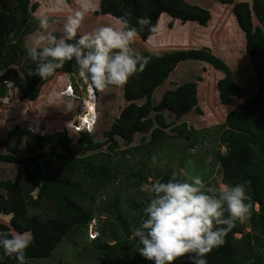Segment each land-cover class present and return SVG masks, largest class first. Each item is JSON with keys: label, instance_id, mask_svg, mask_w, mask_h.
<instances>
[{"label": "trees", "instance_id": "trees-1", "mask_svg": "<svg viewBox=\"0 0 264 264\" xmlns=\"http://www.w3.org/2000/svg\"><path fill=\"white\" fill-rule=\"evenodd\" d=\"M216 1L221 6H228L231 20L242 33L245 56L257 86L253 96L227 113L218 138L225 152L216 153L224 181L232 185L246 183L252 205L250 218L237 223L226 235L224 244L213 249L206 258L208 264H264V0ZM38 7V2L30 3V0H5L4 9L0 10V100L6 98L12 89L19 101L35 102L55 78L77 74L72 61L66 62L46 80L29 75L35 65L26 55V36L38 27L34 15ZM95 14L112 19L127 14L133 26H136L137 18L149 17L156 30L144 29L132 44L133 49L147 57L149 62L123 87L108 89L119 90L122 101L120 110L112 119L105 113L99 121L96 99L92 132L78 133L64 127L41 134L16 125L0 137V164L15 167L13 179H0V218L8 219L7 225L0 222V231H6L10 236L17 233L31 235L33 242L26 252L27 261L49 258L63 240L71 239L80 228L86 230L91 222L96 227L97 220L98 239L91 242L95 245L92 251L98 255V264H149L140 256V245L134 235L144 219L143 209L151 195L149 190L147 199L140 205L129 200L136 211L131 223L124 218L117 199L96 205L93 191L117 183L124 172L122 163L112 162V154L119 152L126 156L131 151L144 150L147 157L143 162H146L153 156L152 151L167 141L189 137L188 123H174L193 112L201 115L198 105V90L201 88L192 80L180 82L181 63L196 62L188 66L203 64L200 66L208 69L214 78L212 88L221 106H231L232 97H244L242 86L234 82L230 67L212 49L215 45L209 41L211 38H205V29L212 22L208 9L186 0H99ZM166 15L172 19L166 24L170 29L175 23L181 32L186 24L198 25L194 37L184 35L181 42L176 41L173 45L182 47L187 44L193 48L168 49L164 29ZM196 46L202 47L196 49ZM211 70L219 72L220 76ZM197 80L202 78L197 77ZM62 83L63 86L66 84L64 79ZM162 85L164 89L156 99L154 94ZM94 91L97 98L99 91ZM75 112L74 109L72 118ZM165 113L174 119V123L167 122ZM96 130L101 131V138L93 140ZM71 135L76 136V149L71 148ZM136 135L140 136L139 142L132 146ZM120 142L127 148L125 151H118ZM193 145L194 142L189 147ZM83 150L89 154L80 156ZM99 156L107 160L93 164V158ZM53 162L62 163L68 173L54 174L50 167ZM151 174L150 185L156 180L167 182L173 176L168 172L154 174L150 169L140 167L132 174V182L129 176H125L124 182L138 189L147 183ZM205 184L215 186L216 181ZM43 200L53 207V215L45 219L30 215V209ZM103 216L108 220H102ZM104 236L114 244L98 242ZM0 256L3 257L0 264H17L14 259L3 256L2 250ZM175 264L190 262L187 257H182Z\"/></svg>", "mask_w": 264, "mask_h": 264}, {"label": "rangeland", "instance_id": "rangeland-1", "mask_svg": "<svg viewBox=\"0 0 264 264\" xmlns=\"http://www.w3.org/2000/svg\"><path fill=\"white\" fill-rule=\"evenodd\" d=\"M99 0H89L90 10L86 14L82 21L81 28L78 35H83L92 31L101 25H115L114 19L107 16H96L95 11L98 10ZM191 4H197L201 7L208 9L212 15V22L209 23L206 30V37H210L209 40L215 46L212 48L219 57H221L230 67L235 81L242 86L243 99H236L232 97L231 106L224 107L219 104L217 94L213 91L214 78L207 72V68H204L203 64H197L191 66L188 64H195L196 62H184L181 63V81H195L201 90H198L199 108L202 111L201 115L196 113H190L187 117L179 119L173 122V118H169L165 113L167 122H173L178 124L181 122L188 123L187 127L190 131L189 137L184 140H169L161 148L154 149L152 151L153 156L146 162H143L147 157L144 150L135 153L129 152L128 155L122 156L119 152L112 154V162H120L123 166V175L120 180L102 189L93 191L96 198V205L100 202H109L112 199H117L121 205V210L124 218L131 223L132 216L136 215L135 207L129 201L130 199L140 205V203L147 199L148 189L150 187L149 181H152V174L148 176L146 184H142L138 189L131 187L124 182L125 176L131 177L137 169L144 167L145 170L150 169L154 174L169 173L181 177L184 181H189L193 176H200L205 183H211L217 181L220 178V167L216 158L217 151L224 153L225 150L222 145L219 144L218 138L222 125L225 122L227 113L233 110L238 104L245 102L255 93L257 82L255 80L254 73L250 70L248 60L245 56L243 44L241 41L242 33L239 31L234 21L231 20L230 9L228 6H221L216 0H186ZM250 2V0H246ZM38 2L39 7L34 14L37 19L41 16L47 15L54 23L51 25L55 29V33L61 35L63 24L65 23L69 15H73L75 11L80 9L81 0H66L68 7L60 10H53L54 0H30V3ZM5 6V0H0V10H3ZM173 29L164 26L165 34H167L168 49H180L193 48L187 44H182V47L173 46L176 41L182 40V36L194 37L197 33L198 25L196 23L186 24L181 27L184 31L183 35L181 30H177V24H173ZM201 30V29H200ZM157 39V38H156ZM153 41H156L155 39ZM136 42V39L135 41ZM133 42V43H134ZM26 45V44H25ZM181 45V44H180ZM205 45V44H203ZM207 45V44H206ZM188 46V47H187ZM198 47V46H196ZM202 46L196 48L199 49ZM216 48V49H214ZM221 50V51H219ZM199 65V66H198ZM205 67H207L205 65ZM210 70V68H209ZM216 76H220L219 72L211 70ZM197 77H201L202 80L198 81ZM62 79L66 84L68 81H73L77 87V94L83 96L84 89L83 84L78 78L73 75H64L60 78H55L44 91L40 94V97L35 102H28L26 100L19 101L14 90L8 92V96L0 100V137H4L14 126L19 125L21 127H28L34 133H49L55 130H61L66 127L72 129L71 121L76 117L82 116L79 107L81 100L77 102H70L71 98H61L59 93L66 88V84L63 86ZM183 79V80H182ZM162 85L158 91L155 92L154 97L158 99L160 92L163 91ZM81 92V93H80ZM105 94V96L103 95ZM119 90H106L104 92L99 91L97 99V110L100 117H104L105 113L112 119L117 115L120 110ZM96 95V94H95ZM74 109L76 113L75 118ZM40 113V116L37 114ZM97 113V115H98ZM79 115V116H78ZM100 123V122H99ZM105 124L108 125V122ZM106 126V125H104ZM100 129V128H99ZM97 131V130H96ZM101 131H97L93 140L101 138ZM72 139L71 148L76 149L75 141L76 136L71 135ZM139 135L135 136V141L132 146L137 145L139 142ZM194 142V145L189 147V144ZM121 143V142H120ZM127 148L120 144L118 151H125ZM102 151H105L104 149ZM89 152L83 150L80 156H86ZM146 156V157H145ZM107 159L99 156L93 158V164H102ZM155 163V165L152 164ZM138 164V165H136ZM131 168H128V167ZM54 174L68 173L66 166L62 163H54L50 165ZM128 168V169H127ZM15 167L12 165L0 164V179H13ZM133 177L129 180L132 182ZM53 207L46 201H41L37 206L30 209L29 214L32 216H39L41 219L50 217L53 215ZM102 220L107 221L104 216ZM6 218H0V222L7 225ZM110 222L114 220L109 219ZM96 227H99L97 220ZM108 231L106 234L108 235ZM98 237V236H97ZM104 236L99 238L98 242H107L109 245H113L114 242L108 240ZM235 237H239L236 235ZM98 239V238H96ZM135 240V237H134ZM87 235V229L80 228L78 232L72 234L71 239L63 240L52 252L49 258L41 260H29L28 264H98V255L94 253L93 247L95 246L91 242ZM75 244H74V243ZM136 244L137 241L135 240ZM96 243V242H95Z\"/></svg>", "mask_w": 264, "mask_h": 264}, {"label": "clouds", "instance_id": "clouds-1", "mask_svg": "<svg viewBox=\"0 0 264 264\" xmlns=\"http://www.w3.org/2000/svg\"><path fill=\"white\" fill-rule=\"evenodd\" d=\"M66 7V0L53 2L54 11ZM89 10V0H81L80 9L67 17L61 35L51 27L54 21L49 16H41L37 29L26 36L25 48L27 58L35 65L29 75L41 80L54 76L66 62L74 61L77 74L72 75L83 83L84 94H77V86L68 81L59 96L81 100V105H86L88 100L94 127V90L104 92L121 88L142 72L149 60L135 51L132 44L141 31L154 32L156 28L149 17L137 18L136 26H133L125 14L114 17V26L101 25L78 35ZM168 19L169 22L172 20ZM82 109L79 107L80 113ZM85 115L78 116L84 119ZM79 117H74L71 122ZM93 127L90 131L75 132H92ZM222 148L225 150L224 146ZM148 190L151 195L143 209L144 219L134 235L140 245V256L149 264H175L182 257H187L190 264H208L207 255L224 244L226 235L237 223L250 218L252 205L246 183L232 185L225 182L222 175L215 186H207L200 176L191 177L189 182L173 175L167 182L154 181ZM90 225L95 223L88 225L87 235ZM96 233L95 238L89 239L95 240L97 230ZM32 242L29 233L10 236L6 231H0L3 256L14 259L17 264H28L26 252Z\"/></svg>", "mask_w": 264, "mask_h": 264}, {"label": "built area", "instance_id": "built-area-1", "mask_svg": "<svg viewBox=\"0 0 264 264\" xmlns=\"http://www.w3.org/2000/svg\"><path fill=\"white\" fill-rule=\"evenodd\" d=\"M85 107V105L83 106V108ZM86 116V115H85ZM80 118V117H79ZM82 120H83V122L86 120V117L83 119V118H81ZM71 127L74 129V131H78V130H87V131H90L91 130V128L93 127V125L92 124H87V123H83V124H81V122H79V120L77 119L76 121H74V122H71ZM85 128V129H84ZM258 209V206L256 205L255 206V210H257ZM94 223V222H93ZM96 235H97V233H96V230H95V225H90L89 226V230H88V236H89V238L90 239H93V238H95L96 237Z\"/></svg>", "mask_w": 264, "mask_h": 264}, {"label": "bare ground", "instance_id": "bare-ground-1", "mask_svg": "<svg viewBox=\"0 0 264 264\" xmlns=\"http://www.w3.org/2000/svg\"><path fill=\"white\" fill-rule=\"evenodd\" d=\"M85 107L81 110L83 115H85L86 113L89 112V110H91L92 106L90 105V102H88V100L85 102ZM84 111V112H83ZM82 115V117H83ZM96 115V114H95ZM79 122H81V124L83 123H87V124H91L92 122V112H89L88 115L86 116V120L83 122V120L80 118H78Z\"/></svg>", "mask_w": 264, "mask_h": 264}, {"label": "crops", "instance_id": "crops-1", "mask_svg": "<svg viewBox=\"0 0 264 264\" xmlns=\"http://www.w3.org/2000/svg\"><path fill=\"white\" fill-rule=\"evenodd\" d=\"M167 18V19H166ZM169 17H165V20H166V23H165V27L167 26L166 24L169 22V19H168ZM165 36H168L167 34H165ZM203 44H205V42L203 43Z\"/></svg>", "mask_w": 264, "mask_h": 264}]
</instances>
